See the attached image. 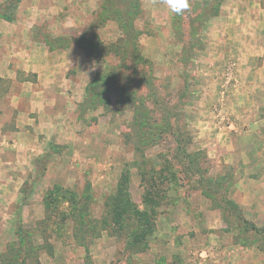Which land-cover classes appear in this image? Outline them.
I'll return each instance as SVG.
<instances>
[{"label":"rangeland","instance_id":"1","mask_svg":"<svg viewBox=\"0 0 264 264\" xmlns=\"http://www.w3.org/2000/svg\"><path fill=\"white\" fill-rule=\"evenodd\" d=\"M9 24L64 64L42 121L33 76L0 78V113L23 127L22 148L0 145V264H264L249 226L264 229V0H190L183 15L163 0H0ZM21 42L0 40V63L29 54ZM123 174L154 213L135 246L136 219L115 224L109 205ZM162 175L143 203L142 178Z\"/></svg>","mask_w":264,"mask_h":264},{"label":"crops","instance_id":"2","mask_svg":"<svg viewBox=\"0 0 264 264\" xmlns=\"http://www.w3.org/2000/svg\"><path fill=\"white\" fill-rule=\"evenodd\" d=\"M86 1V0H85ZM89 1V0H88ZM56 18L58 23H60L57 26L53 25V30L59 28L66 29L64 21H65V15L62 14H56ZM42 23V21H41ZM39 24V23H37ZM2 28L0 26V40L1 42H7L6 48L13 47L15 45L16 41H19L20 38H22L25 42H21L22 44L19 46H28V53L25 56L28 55V58L25 59V56L22 53H18V57H20V60H18L17 63L13 61H8L4 63H0V78L5 79H13L16 80L18 78L19 73L23 75L30 74L33 76V82L28 83L26 81H23V85L20 84V86L26 87L28 83V87L31 88V92L28 91L25 95L29 101V107L31 108V112H35L37 114H41L37 116L38 121H42V116L47 112L46 110L50 111L46 107H50L49 103L53 105L54 101L48 103L47 99L48 97H55L56 95L53 94L50 90L49 92H46L47 89H50L53 87V84L56 85L57 78L56 77V71L60 69L61 65H63V61H60V55L63 54L62 52H49L48 49H42L39 47V42H45L43 39L33 38L34 42L30 37H26V35H21L22 33H19L18 27L12 24L7 25ZM40 28L37 27V31H39ZM27 49V48H25ZM34 49L42 50L41 51H34ZM59 55V56H58ZM62 57V56H61ZM65 69L63 68L62 71ZM63 73V72H62ZM31 80V79H30ZM16 80L14 83H17ZM19 83V82H18ZM21 83V82H20ZM14 94V93H13ZM12 94V95H13ZM11 95V97H12ZM29 96V98H28ZM15 97H18V95H15ZM5 109V107L3 108ZM2 109V110H3ZM4 112L8 113V110H3ZM28 111V112H30ZM17 113V111H15ZM36 120V119H35ZM32 119V121H35ZM10 120L7 118H4L0 113V145L2 146V151H11L9 149H12L10 147V142L7 141V139H11L16 137V141L22 148V140L19 138V128L23 129L22 126L19 125V121H17L18 124L13 125V129H10L9 125ZM31 122L29 121V124ZM28 128V127H27ZM24 134L22 133V136ZM20 148V147H19ZM17 148L16 151H20V149ZM240 207L243 208L240 204ZM263 208V207H262Z\"/></svg>","mask_w":264,"mask_h":264},{"label":"trees","instance_id":"3","mask_svg":"<svg viewBox=\"0 0 264 264\" xmlns=\"http://www.w3.org/2000/svg\"><path fill=\"white\" fill-rule=\"evenodd\" d=\"M152 170L156 171L154 168ZM164 170V169H163ZM162 169L158 172L161 174L164 173ZM128 176L123 174L120 178V184L118 188V194L115 197V200L110 202L111 215L113 216V222L116 224L120 221L121 215L127 214L130 218H134L137 221V225L134 233V240L131 242V245L141 243L144 241L145 236L151 231L154 222V213L141 211L138 209L137 205L131 200L128 192L126 183ZM143 182L146 183L147 188L145 189V194L143 196V203L152 202L153 197L161 195L159 187L165 184V181L168 180L167 176L162 175L161 177L155 179L153 176L143 177ZM159 180V182H158ZM151 223V224H150ZM145 225V227H144ZM250 228L256 233L264 232V229L257 228L254 224H249Z\"/></svg>","mask_w":264,"mask_h":264},{"label":"clouds","instance_id":"4","mask_svg":"<svg viewBox=\"0 0 264 264\" xmlns=\"http://www.w3.org/2000/svg\"><path fill=\"white\" fill-rule=\"evenodd\" d=\"M163 2L175 15H183L190 7V0H163Z\"/></svg>","mask_w":264,"mask_h":264}]
</instances>
